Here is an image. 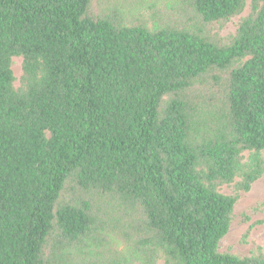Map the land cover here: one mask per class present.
<instances>
[{
    "label": "trees",
    "instance_id": "1",
    "mask_svg": "<svg viewBox=\"0 0 264 264\" xmlns=\"http://www.w3.org/2000/svg\"><path fill=\"white\" fill-rule=\"evenodd\" d=\"M0 0V264H264L219 252L264 175V0ZM21 57L15 86L13 59Z\"/></svg>",
    "mask_w": 264,
    "mask_h": 264
},
{
    "label": "rangeland",
    "instance_id": "2",
    "mask_svg": "<svg viewBox=\"0 0 264 264\" xmlns=\"http://www.w3.org/2000/svg\"><path fill=\"white\" fill-rule=\"evenodd\" d=\"M105 2H110V6L118 7L124 11L139 6L141 13L149 19L161 17L165 19L177 14L174 11L177 5L171 0H94L92 12L99 11ZM249 14L250 0H247L246 8L239 16L222 26L212 27L209 30V35L217 41L234 36L240 21ZM22 64L23 59L21 57L13 59L12 69L17 88L20 85V78L23 73ZM219 190L223 194L239 197L234 208L230 230L221 240L219 252L240 258L259 255L260 253L264 255V175L252 185L249 192L237 191L233 185L223 186ZM158 264H163V261L160 259Z\"/></svg>",
    "mask_w": 264,
    "mask_h": 264
}]
</instances>
